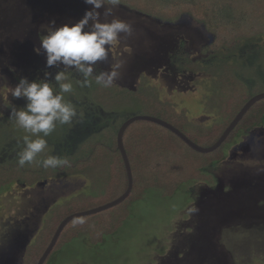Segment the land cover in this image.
Segmentation results:
<instances>
[{"label": "rangeland", "instance_id": "rangeland-1", "mask_svg": "<svg viewBox=\"0 0 264 264\" xmlns=\"http://www.w3.org/2000/svg\"><path fill=\"white\" fill-rule=\"evenodd\" d=\"M60 1L0 0V36H16L35 14L50 16L54 8L58 14ZM117 13L133 22L134 32L113 48L122 50L128 67L141 68L139 73L145 75L142 83L134 74L136 85L131 90L143 84L144 89L156 90L161 100L172 102L178 111L186 109L192 122L211 125L216 119V107L209 100L215 86L213 77L204 72L172 74L174 66L163 51V39L158 38L163 34L161 24L139 13ZM174 22L193 32L194 46H187L190 56L209 50L213 35L201 21L184 13ZM243 50L247 53L252 48ZM256 54L251 57L260 60L264 72V55ZM8 96L9 91H5L2 100ZM69 97L76 101L73 94ZM119 113L126 118L146 114V110L131 102ZM3 136L6 148L0 154L12 156L18 135L8 131L1 133L0 140ZM225 152L222 161L204 169L213 183L191 181L171 196L148 189L130 206L128 218L115 233L104 235L98 243L80 234L55 249L44 264H264V123L239 134ZM102 188L103 182L93 188L81 175L47 179L32 187L13 182L0 193V264H24L25 247L33 241L52 205L80 193L101 194Z\"/></svg>", "mask_w": 264, "mask_h": 264}, {"label": "trees", "instance_id": "trees-1", "mask_svg": "<svg viewBox=\"0 0 264 264\" xmlns=\"http://www.w3.org/2000/svg\"><path fill=\"white\" fill-rule=\"evenodd\" d=\"M121 1L145 14L167 21H173L187 13L201 21L214 35L213 42L208 46L212 50L208 58L193 61L182 55L179 69L200 71L213 77L215 86L209 100L216 107L213 108L216 119L211 125L196 124L189 120L186 109L178 111L172 102L161 100L156 90L144 89L143 84L134 91L117 85L104 88L96 85L93 80L91 87H88L87 101L95 109L96 104L100 105L103 112H119L122 106L136 103L146 110V114L139 115H150L166 121L200 146L212 145L247 100L264 90L261 62L258 58L251 57L253 53H257L256 56L264 55V44H261L264 36V0ZM247 47L252 48L251 52L246 53L245 50V54L240 51ZM73 85V95L76 100H80L83 91L75 82ZM97 114L102 119L95 124L90 122L89 129L80 132L76 141L66 140L63 145L60 137L61 134L66 137L67 129L59 125L49 136L50 142L55 137L59 139L58 146L48 143V149L42 156L49 153L66 156L71 161V167L43 169L32 164L20 168L17 165V156L0 154V193L8 190L13 182L32 187L39 181L73 175L86 177L93 188L103 182L104 192L101 194H76L48 209L41 228L33 241L25 247L24 264L37 263L57 226L65 217L107 203L120 196L127 188L126 169L117 147L116 135L121 124L135 115L122 118L120 113L115 116ZM263 123L264 98L248 109L218 148L201 153L160 124L149 120L133 121L122 136L133 179L129 195L122 202L103 211L68 221L49 255L80 234H84L90 242L98 243L104 235L115 233L128 218L130 206L141 199L148 189L156 188L163 196H171L181 185L191 181L213 183L211 175L204 172V169L222 161L226 157V146L234 142L239 134ZM1 124L0 135H6L11 127L15 129V135L21 131L15 119L9 124ZM5 143L3 136V140H0V152L6 148Z\"/></svg>", "mask_w": 264, "mask_h": 264}, {"label": "clouds", "instance_id": "clouds-1", "mask_svg": "<svg viewBox=\"0 0 264 264\" xmlns=\"http://www.w3.org/2000/svg\"><path fill=\"white\" fill-rule=\"evenodd\" d=\"M84 3L92 7L77 22L59 27L55 26V21L42 25L46 34L41 35L40 46L34 49L37 54L44 50L47 67L63 65V68L51 80L29 81L21 77L15 87L9 89L13 97L26 100L23 107L11 112L16 125L25 133L23 147L17 152L20 168L32 164L43 169L71 167L66 156L42 154L48 149L47 138L58 125L70 126L84 119L68 98L74 93L73 76L79 77L75 83L80 87H91L94 80L96 85L110 88L121 78L125 61L112 58L111 52L118 41L133 35V22L114 14L121 0H84ZM109 56L108 67L97 72L98 64L109 62ZM49 76L51 73L45 72V77Z\"/></svg>", "mask_w": 264, "mask_h": 264}, {"label": "flooded vegetation", "instance_id": "flooded-vegetation-1", "mask_svg": "<svg viewBox=\"0 0 264 264\" xmlns=\"http://www.w3.org/2000/svg\"><path fill=\"white\" fill-rule=\"evenodd\" d=\"M67 2H70V0H61L59 2L60 3L59 7L61 10L58 14L56 13L55 8L53 10L52 15L50 16L48 15L42 16L39 14H35L36 16L34 15L33 20H30L29 22L22 24L21 32L16 36L11 35L9 38L8 37L3 38L2 36H0V40H3L0 41V47L2 49V50L0 49V104H1L0 113H3L0 116V126L2 125L1 123L6 125L9 124L11 121H13L14 117L11 115L12 110H14L15 108L23 107L26 104V100L24 98H15L10 93L9 96L6 98V101H3L2 100L3 93H5V91H9L11 87H15V85L19 82V79L21 77H26L29 81L38 80V79L51 80L56 74V72L63 68V65H58L50 68L47 67L46 54L44 50L41 49L40 53L37 54V52L34 49L40 46L41 35L46 34V30L42 28V25H49L50 22L52 21H55L56 27H59L64 23H68V24L75 23L83 17L87 9H90L92 7L91 5L85 4L84 0H72L71 4H67ZM100 11L103 12V9H101ZM119 11L139 13L148 18L154 19L157 24H161V32L163 34L158 35V38H160L159 40L163 39L162 41L163 43L161 45L163 47V51L166 54L167 53L169 54L170 62L175 67L172 68L171 71L172 74L176 72L180 74L187 73L190 75L203 74L200 71L193 72L191 70L179 69L183 60V59L180 60L182 58V55H185L187 58L193 61H197L208 58V56L212 53V50L209 49L207 50L209 51L208 53L205 50L206 52L196 57L190 56V54H188L187 46L191 45L190 48H192L194 46L193 44L195 43V39L193 38L192 31L190 30L185 31L186 28L182 26L181 23L174 22V20L173 21L162 20L160 18L145 14L142 11L138 10L136 7L128 3H125L123 1H121L120 7L116 9L114 14L118 15L121 18H124L123 15L117 13ZM179 17L181 18V15ZM101 18L103 19V17ZM152 19L151 21L154 23ZM176 25H178L179 29L176 28ZM2 33L3 31L0 32L1 35ZM159 40L157 41V43H159ZM213 40H214V35H213ZM240 42L244 44V42L242 41ZM242 52L245 53V50H243ZM200 56L201 58H199ZM111 57L114 59H123L125 61L124 67L121 69V73H122L121 78L113 85H117L121 88L131 90L136 85L135 84L136 77H134V74H137L141 78V80H143V82L145 81V75L139 73V71L142 70L141 68H136L134 66L131 67L130 65L128 67V62L124 59V53L122 54V50L120 48L115 47V50L114 48H112ZM111 57L109 56V62H100L98 64L97 72H99L101 69H105L108 67V64L111 62ZM157 68H158L157 70L160 69L159 67ZM45 72L51 73V76L45 77ZM126 77H129V79L127 80ZM78 78H79L78 76H73L72 77L73 82H75L76 79ZM77 86L80 87L78 84ZM80 88L83 91L82 98L80 100H76L73 103L77 106L79 112L83 114L84 119L82 122H74L70 126L64 125L65 129H67L66 130L67 135L65 137L62 136L61 134L60 139L64 142L63 145L66 143V140L73 139L74 141H76L77 136L80 134V132H82L85 129H89L90 122L94 124L99 122V120H101L102 118L99 117L97 113H100V115L104 114V116H108V115L115 116L119 114V112L115 110L103 112V109L98 104H96L97 106L96 109L93 108L90 105L91 102L87 101L88 98L87 92L89 91L88 87H80ZM83 97H85V100H83ZM8 131H10L13 134V131H15V129L11 127L8 129ZM19 131L20 132H18V136H17L19 140L18 143L15 144L12 149L10 148L13 152L12 156H17V152L23 146L22 137L23 135H25V133L22 129H19ZM68 131L70 133H68ZM21 132H23V135H21ZM13 135L16 136L15 134ZM54 139H52L50 142V138L48 137L47 140L48 143H51L54 147H57L58 146L57 141L59 139L57 137H55ZM54 141L56 143H54ZM2 151L3 149L1 150V154Z\"/></svg>", "mask_w": 264, "mask_h": 264}, {"label": "water", "instance_id": "water-1", "mask_svg": "<svg viewBox=\"0 0 264 264\" xmlns=\"http://www.w3.org/2000/svg\"><path fill=\"white\" fill-rule=\"evenodd\" d=\"M262 98H264V91L259 92L255 95H253L251 98H249L247 100V102L241 107V109L236 113V115L230 121V123L227 125V127L223 130V132L219 136V138L210 146H200V145L196 144L195 142L191 141L180 130H178L176 127H174L173 125L167 123L166 121H164L160 118L150 116V115H135V116H132L130 118H127L119 127L117 135H116L117 147L121 153V156H122V159L124 162V166L126 169L127 179H128V185H127L126 190L120 196H118L117 198H115V199H113L107 203H104L102 205H99V206H96V207H93V208H90L87 210L75 212V213H72V214L68 215L67 217H65L57 226L49 244L44 249L42 255L40 256V258L38 259L36 264H43L44 261L47 259L48 255L52 251L63 227L67 224L68 221H70L76 217L94 214V213L103 211L107 208H110V207L117 205L118 203L122 202L129 195L131 188H132L133 179H132V172H131L129 160H128V157H127L124 145H123L122 136H123V132L126 129V127L129 124H131L133 121H135V120H149V121L155 122L157 124H160V125L168 128L169 130L173 131L174 133H176L180 138H182L194 150L201 152V153H208V152H211V151L215 150L216 148H218L225 141V139L228 137L230 132L235 128L237 123L241 120V118L248 111V109L256 101H258Z\"/></svg>", "mask_w": 264, "mask_h": 264}]
</instances>
